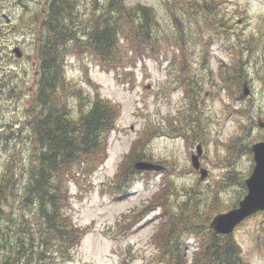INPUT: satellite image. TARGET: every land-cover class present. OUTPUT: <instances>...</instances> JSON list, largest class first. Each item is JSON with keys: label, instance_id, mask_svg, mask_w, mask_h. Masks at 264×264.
Instances as JSON below:
<instances>
[{"label": "rangeland", "instance_id": "rangeland-1", "mask_svg": "<svg viewBox=\"0 0 264 264\" xmlns=\"http://www.w3.org/2000/svg\"><path fill=\"white\" fill-rule=\"evenodd\" d=\"M40 1L48 0H0V176L12 162L20 190L29 180L35 149L29 116L35 111L39 77L38 33L37 27L28 22H33L30 12L39 8ZM97 1L101 9L108 0ZM124 1L130 7H153L160 30L172 31L165 0ZM209 1L217 4L223 24L219 34L204 33L208 40L214 38L206 59L201 58L203 43L193 47L195 32L186 35L190 55L185 78L179 77V66L172 61L174 51L165 45L156 57L126 48L119 68L102 67L88 55L78 57L73 53L65 58L67 80L81 89L83 103L87 97L99 95L116 104L120 114L109 133L100 167L87 178L76 176L69 184L66 211L75 226L85 231L80 244L66 257L58 254L44 264H160L161 249L153 236L168 215L163 214L159 202L169 197L175 204L192 193L196 201L199 197L214 205V191H218L222 206L232 205L239 198L242 188L228 172L235 170L247 179L254 160L246 149L235 155V143L243 141L251 146L264 141V128L258 121L264 118V70L260 69L264 63V0ZM93 2L85 1L83 14L89 13ZM3 15L8 16L9 23ZM241 45L254 50L247 63L251 96L243 99L237 90L233 93L236 79L230 78L238 60L235 48ZM17 47L22 51L20 58L13 51ZM135 143L137 153L165 169H134V174L118 178L121 163ZM198 147L202 150L201 165L208 170L204 179L191 160ZM162 188V198L151 204ZM14 198L8 195L11 204L3 206L13 221ZM263 232L264 216L257 215L231 234L246 264H264L260 245ZM185 241L183 254L187 264H193L201 243L193 235L185 236Z\"/></svg>", "mask_w": 264, "mask_h": 264}, {"label": "trees", "instance_id": "trees-1", "mask_svg": "<svg viewBox=\"0 0 264 264\" xmlns=\"http://www.w3.org/2000/svg\"><path fill=\"white\" fill-rule=\"evenodd\" d=\"M85 1H40L39 8L30 12L33 22L28 23L37 27L39 63L35 111L29 116L35 145L31 155L33 166L22 190L12 162H8L0 176V264H44L58 254L66 257L85 234L75 226L66 211L69 184L76 176L87 178L100 167L107 152L109 133L120 112L116 104L99 95L87 97L83 103L81 89L67 80L65 58L73 53L78 57L88 55L102 67L119 68L118 65L125 60L126 48L130 52L144 50L156 57L160 56L158 53L165 45L174 51L172 61L179 66V77L185 78L190 55L186 35L195 32L197 37L192 39L193 47L203 43L205 48L201 58L206 59L209 58L207 49L214 38L209 41L204 33L219 34V26L223 24L217 4L209 0H165L174 25L172 31L160 30L153 7L141 4L130 7L124 0H108L99 9L98 1L94 0L89 13L83 14ZM235 51L238 60L230 78L236 79L233 93L237 90L243 99L242 85L245 79H249L248 58L254 50L241 45ZM260 66L263 71L264 63ZM220 68H223L222 64ZM224 69L230 71L227 67ZM227 81L224 84L228 87ZM136 145L122 161L118 178L127 177L124 174L130 172L134 174L135 161H151L145 154L137 153ZM235 148V155L238 150L246 149L252 158L248 142H236ZM228 176L238 179L242 188L232 205H220L218 191H214L217 194L214 205L198 196L196 201L192 193L175 204L169 197L159 202L163 214L168 215L167 221L153 236L161 249L160 264H187L183 254L185 236L189 238L191 235L201 243L193 264H246L242 249L232 235H214L209 230L214 216L236 207L247 192L246 177L238 176L235 170H230ZM163 188L151 204L162 198ZM8 195L17 200L12 214L15 221L3 209L4 204H11ZM257 215L264 216V212ZM262 236L260 245L264 251V232Z\"/></svg>", "mask_w": 264, "mask_h": 264}, {"label": "water", "instance_id": "water-1", "mask_svg": "<svg viewBox=\"0 0 264 264\" xmlns=\"http://www.w3.org/2000/svg\"><path fill=\"white\" fill-rule=\"evenodd\" d=\"M7 18L6 15H4ZM8 22L9 19L7 18ZM14 53L18 58L22 57L20 48H15ZM248 81L243 85V96L248 97L251 91ZM264 127L263 123H260ZM253 154L254 168L246 179L247 193L239 202L236 208L216 215L210 223L209 230L214 235H231L234 230L251 216L264 212V141H258L250 147ZM201 147H198L197 154L192 156V165L195 169L200 168ZM134 168L137 171H161L164 166L148 161H138ZM201 179L208 175L207 169H201Z\"/></svg>", "mask_w": 264, "mask_h": 264}, {"label": "bare ground", "instance_id": "bare-ground-1", "mask_svg": "<svg viewBox=\"0 0 264 264\" xmlns=\"http://www.w3.org/2000/svg\"><path fill=\"white\" fill-rule=\"evenodd\" d=\"M63 27V26H62ZM62 29H64V28H62Z\"/></svg>", "mask_w": 264, "mask_h": 264}, {"label": "flooded vegetation", "instance_id": "flooded-vegetation-1", "mask_svg": "<svg viewBox=\"0 0 264 264\" xmlns=\"http://www.w3.org/2000/svg\"><path fill=\"white\" fill-rule=\"evenodd\" d=\"M260 118V117H259ZM264 119V118H263Z\"/></svg>", "mask_w": 264, "mask_h": 264}]
</instances>
